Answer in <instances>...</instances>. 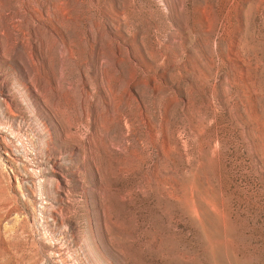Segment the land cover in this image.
<instances>
[{
	"label": "rangeland",
	"instance_id": "374dc122",
	"mask_svg": "<svg viewBox=\"0 0 264 264\" xmlns=\"http://www.w3.org/2000/svg\"><path fill=\"white\" fill-rule=\"evenodd\" d=\"M67 5L31 76L0 13V264H264V0Z\"/></svg>",
	"mask_w": 264,
	"mask_h": 264
},
{
	"label": "bare ground",
	"instance_id": "6f19581e",
	"mask_svg": "<svg viewBox=\"0 0 264 264\" xmlns=\"http://www.w3.org/2000/svg\"><path fill=\"white\" fill-rule=\"evenodd\" d=\"M67 1L68 0H33L27 4V0H14V8L9 10L7 7L1 6V3L5 2V0H0V7H2V10L0 8V13L4 12L9 16L10 19L9 24L14 26V28L16 27L18 30L21 29L23 26L27 27V38L26 35L24 34L20 39L22 43H25L27 40V76L28 75L31 76V69L29 68V64L32 65L33 68L32 71L35 70L38 71L39 67L41 68L43 66V62H41V57L44 54V51L42 49L41 37L38 36L39 33L41 32L42 24L39 23L36 17L33 16L29 11L30 10L34 11L36 15L44 19V21H49L54 18L56 24L54 22H52V24H55L54 26L58 30V32L57 33L51 32L49 35L50 39L55 40L59 45H68V44L71 45L73 39L70 37V35L67 36L66 33L67 34L70 33L69 27L71 25L75 27L77 21L79 23V17L75 12L76 8H69L67 5ZM90 1H95V0H90ZM149 9L152 11L153 8L149 6ZM95 15L88 14L87 16L89 19H91ZM105 17L106 16L104 15V13L101 14L100 20L105 25L106 28H111V29L118 28L119 24L116 22V18L113 17L115 22L109 23L106 21ZM150 19L154 20L153 17ZM81 39L83 40L84 44L88 47L90 46L93 47L94 43L97 41L96 37L92 33L91 23H89V26L86 27L85 30L83 31ZM40 49L43 54H41ZM95 58H96V66L100 67L106 62V57L102 54L95 56ZM86 73L84 72L82 73V75H86ZM31 82L34 86H36L33 80H31ZM85 115H86L85 118L89 119V115L88 114Z\"/></svg>",
	"mask_w": 264,
	"mask_h": 264
}]
</instances>
